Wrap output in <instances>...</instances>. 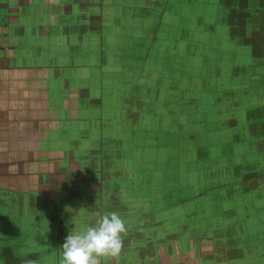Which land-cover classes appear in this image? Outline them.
<instances>
[{
  "label": "rangeland",
  "instance_id": "obj_1",
  "mask_svg": "<svg viewBox=\"0 0 264 264\" xmlns=\"http://www.w3.org/2000/svg\"><path fill=\"white\" fill-rule=\"evenodd\" d=\"M117 3L122 46L80 127L85 223L127 222L102 264H264V0Z\"/></svg>",
  "mask_w": 264,
  "mask_h": 264
},
{
  "label": "crops",
  "instance_id": "obj_2",
  "mask_svg": "<svg viewBox=\"0 0 264 264\" xmlns=\"http://www.w3.org/2000/svg\"><path fill=\"white\" fill-rule=\"evenodd\" d=\"M117 2L0 0V264H61L65 236L91 224L80 127H91L86 89L102 86V60L122 46L103 26ZM70 184L79 197L68 207Z\"/></svg>",
  "mask_w": 264,
  "mask_h": 264
},
{
  "label": "clouds",
  "instance_id": "obj_3",
  "mask_svg": "<svg viewBox=\"0 0 264 264\" xmlns=\"http://www.w3.org/2000/svg\"><path fill=\"white\" fill-rule=\"evenodd\" d=\"M127 222L117 212L102 215L86 227L71 230L64 238L61 264H100L105 256L119 257Z\"/></svg>",
  "mask_w": 264,
  "mask_h": 264
},
{
  "label": "water",
  "instance_id": "obj_4",
  "mask_svg": "<svg viewBox=\"0 0 264 264\" xmlns=\"http://www.w3.org/2000/svg\"><path fill=\"white\" fill-rule=\"evenodd\" d=\"M260 179H264V176H262ZM256 180H259V179H255L254 181H256ZM251 182H253V180L246 181L245 183H240V185H243V184H249V183H251Z\"/></svg>",
  "mask_w": 264,
  "mask_h": 264
}]
</instances>
